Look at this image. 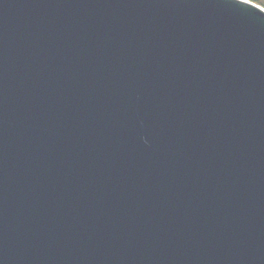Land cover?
<instances>
[{
  "label": "water",
  "instance_id": "obj_1",
  "mask_svg": "<svg viewBox=\"0 0 264 264\" xmlns=\"http://www.w3.org/2000/svg\"><path fill=\"white\" fill-rule=\"evenodd\" d=\"M0 264H264V7L0 0Z\"/></svg>",
  "mask_w": 264,
  "mask_h": 264
},
{
  "label": "trees",
  "instance_id": "obj_2",
  "mask_svg": "<svg viewBox=\"0 0 264 264\" xmlns=\"http://www.w3.org/2000/svg\"><path fill=\"white\" fill-rule=\"evenodd\" d=\"M255 3L261 4L264 7V1L263 0H251Z\"/></svg>",
  "mask_w": 264,
  "mask_h": 264
},
{
  "label": "rangeland",
  "instance_id": "obj_3",
  "mask_svg": "<svg viewBox=\"0 0 264 264\" xmlns=\"http://www.w3.org/2000/svg\"><path fill=\"white\" fill-rule=\"evenodd\" d=\"M264 1V0H263ZM261 5V4H260ZM262 6V5H261Z\"/></svg>",
  "mask_w": 264,
  "mask_h": 264
}]
</instances>
